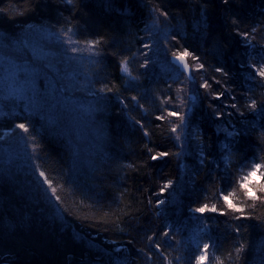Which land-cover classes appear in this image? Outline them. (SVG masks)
Segmentation results:
<instances>
[{
	"label": "trees",
	"instance_id": "obj_1",
	"mask_svg": "<svg viewBox=\"0 0 264 264\" xmlns=\"http://www.w3.org/2000/svg\"><path fill=\"white\" fill-rule=\"evenodd\" d=\"M208 4L206 15L208 18V34H204V29L199 26L201 20V4ZM87 7L82 10L80 39L95 35L104 36L108 40L117 43V47L122 49L125 55L131 57V52L140 46L138 37L145 36V24L152 29L156 36V41H161L164 32L178 34L180 46L172 47L173 51H181L187 47L201 57L205 64V71L198 76L199 82L209 79V83L214 89L220 86L214 84L210 79L213 75L219 78V74L214 73L215 66L226 63L228 69L237 72L238 60H235L237 52H243L241 38L231 32L228 23V15H238L245 25H259L264 22V0H235L232 8L227 10L222 5L221 0H116L112 10L105 6L104 0H85ZM28 0H0V29L9 32L18 31L17 25L25 22L40 20L38 15L20 16L21 12H27ZM167 11L169 19L160 17V22L153 25L152 21L159 15L153 9ZM64 14L67 16L68 12ZM55 15V14H54ZM17 17L16 24L5 23L7 17ZM85 21L89 23L85 25ZM258 40L264 42V36L258 35ZM229 44V48L224 51L221 59L219 43ZM161 45V43L159 42ZM165 58H173L170 52H166L161 45ZM130 49V51H129ZM109 51L113 49L109 47ZM153 65L147 75H142L144 70L139 67L142 57L130 58L128 70L132 76L140 75L143 85L149 89L156 90L157 96L173 97V105H179L181 101L193 109L194 115L190 114L191 126L187 130L178 129L185 137L186 148L179 157H171L168 161H161L159 164L152 162L154 167L143 168L147 155L144 144L149 143L148 138L142 137L138 129L130 127L131 121L127 116L112 119L113 141L107 146L111 158L103 159L96 155L95 150L89 160L85 161L80 157V176L76 184H73L67 174V152L62 141H57L48 137H39L38 140L44 145L42 150H37L39 159L35 161L42 165V170L46 172L50 179H53L54 186L57 187L58 194L61 195L65 205L69 208L71 215H65L63 219L55 217V208L51 205L40 202L35 203L29 199L30 181L32 176V162L28 159L31 148L16 140L13 143L0 142V171L8 169L14 180L10 184L0 188V209L4 215L0 218V223L16 224L22 216H36L42 220L39 229L40 243L38 246L22 251L18 248L9 250L0 249V258L8 261V264H16L20 260L27 259L31 264H109L112 259L118 258L113 249L128 247L127 240L135 237L136 247L144 245L146 234H150L151 229L162 226V221L167 220L174 224L178 231L174 232L175 240L169 241L171 247L167 248L169 259L181 257L182 264H194L193 257L199 253L197 245L201 247L203 243H210L208 259L205 264H237L234 249L238 246L237 236L233 233V226L237 223L228 217L213 216L208 220L210 228H205L199 220H190L186 209L193 202L208 197V202L217 203L216 193L223 187L227 191L236 189L237 201L246 205H255L254 210L248 208L252 215H264V204L253 201L243 194L239 188L240 180L251 171L254 163L261 162L260 156L264 152L258 147L259 133L264 130L261 125L264 121H258L252 113L246 112L249 121L247 130L251 135H246L241 144L237 146L239 151L232 148V138L226 133L218 132V128H228L236 124L239 129L243 127L239 121L242 119L232 109L233 116H227L223 120H216L208 103L220 106L229 103L225 98L221 101H213L204 93L203 89L197 94L196 82L189 83L188 77L183 75L174 65L159 63L156 61L154 53ZM243 58V57H241ZM192 68V73L196 72V62L188 58ZM78 70L86 74L87 71H95L100 78L108 76L109 79L120 83L121 77H127V73L122 70L118 60L111 56H105L102 60V67L89 63V53L82 54L81 64ZM233 88L234 94L238 95L241 104L245 102L240 93L247 92L249 96L257 99L258 103L264 97V88L259 87L255 81H245L243 77L236 76L224 87ZM99 87V84L96 85ZM252 91L249 92L248 88ZM183 90L181 94L179 90ZM138 92L126 93V95H136ZM191 95H198L195 103L189 98ZM145 107L149 109V128L155 134L152 136V145L159 146L162 150L167 148L173 152L179 151V145L172 147L174 140L169 139V129L174 121L155 122L161 124V128H156L154 115L160 114L159 100L149 95ZM134 109L135 106L132 105ZM183 111L184 109H180ZM142 109L131 110V115L141 119ZM10 124L11 119L5 118ZM21 122V121H17ZM255 123V128L252 124ZM37 128L39 125L37 124ZM11 131L9 127H0V135L3 132ZM185 132L187 133L185 135ZM196 132L201 133L203 143L195 139ZM174 135V134H173ZM205 144H211V159L205 161L202 166L198 156L199 148ZM229 144L230 151L223 147ZM150 145V146H152ZM190 145V147H188ZM209 150L205 149L206 155ZM227 157V159H226ZM133 164L141 166L142 170L133 171L126 165ZM219 164L220 168L215 169ZM215 173V175H213ZM227 175L232 180V187L229 181H221L216 177ZM257 179L249 182L253 192L259 196L256 188L264 184V177L259 170L255 176ZM168 179L175 181L173 189L164 193L163 198L166 204L161 206L165 215L157 218L154 211L155 197L153 205L146 206L148 196L153 192H158ZM215 184V186H213ZM255 185L256 187H253ZM63 186V187H61ZM227 194V192H225ZM83 201V203H81ZM138 201H143L139 203ZM134 204L135 208L141 209L139 213L129 217L126 213L130 210L126 206ZM222 203V202H221ZM219 207L220 204L218 203ZM184 208V212L178 209ZM44 209L43 212L40 209ZM77 217H88L87 220L77 219ZM256 224V221L249 222ZM124 229L123 232L120 229ZM248 244V264H264V231L250 227L249 232L241 237ZM117 242V243H113ZM123 242V243H120ZM232 255H229V254ZM135 255V250L129 248L128 253L121 255ZM151 264H164L163 258L159 255L153 256ZM174 264L176 262L174 261ZM239 264H244L240 261Z\"/></svg>",
	"mask_w": 264,
	"mask_h": 264
},
{
	"label": "snow or ice",
	"instance_id": "obj_2",
	"mask_svg": "<svg viewBox=\"0 0 264 264\" xmlns=\"http://www.w3.org/2000/svg\"><path fill=\"white\" fill-rule=\"evenodd\" d=\"M105 6L112 10L116 0H104ZM235 0H221L226 11L232 8ZM27 12H21L20 16L38 15L40 20L25 22L17 25L18 31L9 32L6 29H0V127H9L11 131L4 132L0 135V141L7 143L6 138L14 139L17 143H24L31 148L28 154L29 161L32 162V176L35 178L30 181L29 199H33L35 203L44 202L55 208V217L63 219L65 215H71L69 208L65 205L61 195L58 194L57 187L54 186L53 179H50L42 165L36 163L39 159L37 150H42L44 145L38 140V136L48 137L57 141H62L64 149L67 152V174L71 178L73 184H76L80 176V157L81 143L87 139L95 148L96 155L103 159H110L111 156L107 151V146L114 139L112 119L127 116L131 121L130 127L138 129L142 137L148 138L149 143L144 144V150L147 160L143 164V168L154 167L161 161H168L171 157H179L184 153L186 144L182 139L178 129L187 130L191 126L190 114L194 115L193 109L184 104L183 101L179 105L173 107V97L157 96L156 90L149 89L143 85L140 75L132 76L128 70L130 58L142 57V63L139 67L144 70L142 75H147L154 63L153 56L149 55L156 47V36L152 29L145 24L142 31L145 36L138 37L140 46L131 57L125 55L122 49L117 47L115 38L108 40L104 36L95 35L83 39L77 38L81 34L80 21L83 18L81 13L83 8L87 7L85 0H28ZM201 20L199 26L204 29L207 35L208 18L206 11L208 4H201ZM4 10L0 9V12ZM67 11L66 16L64 12ZM159 15L152 21L155 26L160 22V17L169 19L170 14L167 11L153 9ZM55 14V15H54ZM17 17H7L5 23L16 24ZM89 22L85 21V25ZM228 23L231 32L241 38V47L243 52H237L235 60H238L237 72H233L227 68L226 63L215 66L213 71L219 74V78L213 75L210 79L215 85L220 86L214 89L209 83V79L199 82L198 76L205 71V64L201 57L194 51H190L187 47H183L181 51H173L172 47L180 46V38L178 34H169L164 32L160 43L171 56L180 63L184 71L189 72V83L196 82L197 94L200 89L212 98L213 101H221L225 98L229 103L224 105V109L208 103L213 116L216 120H223L226 116L231 118L233 111L242 118L239 123L243 126L237 128L236 124H232V130L228 128H218V132L226 133L227 137L232 138V148L239 151L241 141L246 135H251L247 130L249 121L246 118V112L254 114L258 121H264V98L258 103L257 99L249 96L247 92L240 93L244 97L243 104L238 100V95L234 94V89L224 87L229 81L234 80L238 75L243 77L245 81H255L256 84L264 88V42L257 39L258 35L264 36V22L259 25H245L238 15H228ZM170 45L172 47H170ZM109 47L113 50L109 51ZM229 48L228 43L220 42L219 51L221 59H223L224 51ZM87 51L89 53V63L97 68L102 67V60L105 56H111L118 60L122 70L127 73V77H121L120 83L109 79L108 76L100 78L95 71H87L86 74L78 70L81 64L82 54ZM130 51V49H129ZM243 57V58H241ZM188 58L196 62V72L192 73ZM99 84V87L96 85ZM138 92L131 95L130 98L126 93ZM251 92V87L248 88ZM182 94L183 90H179ZM151 95L159 100L160 108L158 115H154L156 128H161V124L155 122H167L174 118L169 131V139L174 140L172 147L179 145V151L173 152L170 149H161L159 146L152 145V136L155 134L149 128V109L145 107L148 96ZM198 95H191L189 98L196 102ZM264 97V94H262ZM132 105L135 108H132ZM244 108L245 111H241ZM142 109L141 119L131 115V110ZM180 109H184L181 111ZM5 118H10L11 123H6ZM21 121V122H17ZM37 124L39 128H37ZM255 128V123L252 124ZM264 129V125H261ZM174 134V135H173ZM187 133L185 132V135ZM195 139L203 143L201 133L196 132ZM260 150L264 152V130L259 133ZM152 145V146H150ZM190 147V145H188ZM224 148L229 149V144H224ZM211 144H205L199 148L198 156L200 164L203 166L205 161L211 159ZM205 149L209 152L206 155ZM227 159V157H226ZM260 161L254 163L251 171L243 176L239 183V188L243 190L246 197H250L253 201H259L264 204V184H260L256 191L260 193L257 196L249 182L256 176L259 170L260 175L264 177V155L260 156ZM127 168L133 171L142 170L141 166L129 164ZM220 165L216 164L215 169H219ZM215 175V173H213ZM223 184L229 181V187H232V180L227 173L224 176L216 177ZM14 177L8 169L0 171V188L6 184L12 183ZM175 181L168 179L158 192H153L151 196L146 198L147 205L152 206L153 196L155 197L154 211L157 218L165 215L161 206L167 202L163 198L164 193L169 189H173ZM215 186V184H213ZM63 187V186H61ZM253 187H256L253 185ZM227 192V194H225ZM236 189L227 191L221 187L216 193L217 203L208 202V197L193 202L187 206V213L190 220L201 221L205 228H210L208 220L215 217H228L237 222L233 226V233L237 236L238 246L235 247V257L237 264L244 261L248 264V244L241 238L249 232L250 227H254L264 231V215H252L247 210L255 205H246L244 202L237 201L235 196ZM143 203V201H138ZM222 202V203H221ZM83 203V201H81ZM220 204L218 207L217 204ZM130 209L126 215L129 217L139 213L141 209L135 208L130 203L126 206ZM184 212V208L178 209ZM41 212L44 209H40ZM4 215V211L0 209V218ZM77 219L87 220L88 217H77ZM256 221V224L249 222ZM42 220L36 216H22L16 224L0 223V249L9 250L10 248H18L27 251L29 248L38 246L40 243L39 229ZM121 232L124 229H120ZM178 228L170 221H162V226L150 230V234H146L144 245L136 247V239L132 237L127 240V246L123 249L117 247L113 251L118 258L109 261V264H151L153 256L159 255L163 258L164 264H182V258L177 256L169 259L166 252L171 247L169 241L175 240L174 232ZM117 243V242H113ZM123 243V242H120ZM210 243H203L202 247L198 244L199 253L194 255V264H205L208 259ZM129 248L135 250V255H121L122 252L128 253ZM229 255H232L231 253ZM0 264H8L3 258H0ZM16 264H31L27 259L20 260Z\"/></svg>",
	"mask_w": 264,
	"mask_h": 264
},
{
	"label": "rangeland",
	"instance_id": "obj_3",
	"mask_svg": "<svg viewBox=\"0 0 264 264\" xmlns=\"http://www.w3.org/2000/svg\"><path fill=\"white\" fill-rule=\"evenodd\" d=\"M159 42L160 41H156V47L154 48V51H153L156 61L159 62V63H163V64H165L167 66H168V64L172 65L171 60H167L165 58V55L163 53V50H162L161 45L159 44ZM181 136H182V139H184V141H185V137H184L183 133L181 134ZM6 139H7V143H13V142H15L14 139H10V138H6ZM0 142H4V141H0ZM94 150H95V148L92 146V144H90L88 142L87 139H85L81 143V157L85 161H87V160H89L91 158L92 153H93ZM255 179H257V178L256 177H253L251 181H254L255 182ZM205 262H207V260Z\"/></svg>",
	"mask_w": 264,
	"mask_h": 264
},
{
	"label": "water",
	"instance_id": "obj_4",
	"mask_svg": "<svg viewBox=\"0 0 264 264\" xmlns=\"http://www.w3.org/2000/svg\"><path fill=\"white\" fill-rule=\"evenodd\" d=\"M172 62L177 66L179 67L180 71L185 74L187 77H189L190 73L189 72H186L184 71V69L182 68V66L180 65V63L178 61L175 60V58H172ZM192 69V68H191Z\"/></svg>",
	"mask_w": 264,
	"mask_h": 264
}]
</instances>
